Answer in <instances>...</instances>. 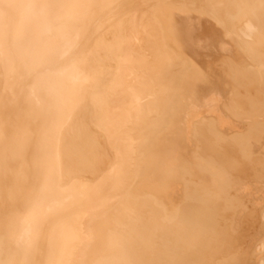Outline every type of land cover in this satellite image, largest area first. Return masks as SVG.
<instances>
[{
	"label": "bare ground",
	"instance_id": "obj_1",
	"mask_svg": "<svg viewBox=\"0 0 264 264\" xmlns=\"http://www.w3.org/2000/svg\"><path fill=\"white\" fill-rule=\"evenodd\" d=\"M0 264H264V0H0Z\"/></svg>",
	"mask_w": 264,
	"mask_h": 264
}]
</instances>
